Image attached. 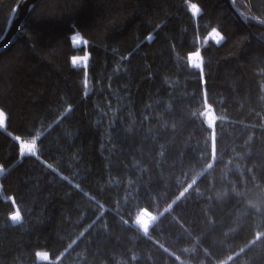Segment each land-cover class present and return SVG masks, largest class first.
Here are the masks:
<instances>
[{"label": "trees", "instance_id": "trees-1", "mask_svg": "<svg viewBox=\"0 0 264 264\" xmlns=\"http://www.w3.org/2000/svg\"><path fill=\"white\" fill-rule=\"evenodd\" d=\"M0 110V264H264V0H39Z\"/></svg>", "mask_w": 264, "mask_h": 264}, {"label": "rangeland", "instance_id": "rangeland-1", "mask_svg": "<svg viewBox=\"0 0 264 264\" xmlns=\"http://www.w3.org/2000/svg\"><path fill=\"white\" fill-rule=\"evenodd\" d=\"M194 13L196 11H193ZM209 40H212L214 42L219 41V37L217 36H213L212 34L209 35ZM72 44L75 48L77 49H81V48H85V42L80 38V36L78 35H74L72 37ZM196 54V53H194ZM193 55V54H192ZM191 56V55H190ZM87 60H88V55H82V56H77L73 59L72 64L77 67V68H86L87 66ZM189 63L191 64V61L189 60ZM195 68V67H194ZM86 84V82H85ZM202 117L203 120L207 123V125L209 127L212 128L213 123L215 122V117L212 115L210 109L208 107H205V109L202 112ZM0 128L3 129L4 128V122L0 123ZM39 137L28 141V142H23V141H19V146H20V150L22 148L23 145L25 144H33V142H35V146L32 149V152L29 153L27 150L24 151V154H28V155H32L34 157H38V148H37V139ZM17 211H15L13 214H15ZM12 214V215H13ZM156 216H151L150 218H147L145 216H143L142 214H139V216L137 217L136 220V226L139 228V230H141L143 233H146L147 229L151 226V224L155 221ZM12 221V220H11ZM13 223L18 222V221H12ZM37 259L39 262H46L47 260L45 259L44 255H38Z\"/></svg>", "mask_w": 264, "mask_h": 264}, {"label": "water", "instance_id": "water-1", "mask_svg": "<svg viewBox=\"0 0 264 264\" xmlns=\"http://www.w3.org/2000/svg\"><path fill=\"white\" fill-rule=\"evenodd\" d=\"M38 1L39 0H18L9 18L5 32L0 38V52L5 50L18 36L23 22ZM141 214L147 218L151 217V214L144 209L141 210Z\"/></svg>", "mask_w": 264, "mask_h": 264}, {"label": "snow or ice", "instance_id": "snow-or-ice-1", "mask_svg": "<svg viewBox=\"0 0 264 264\" xmlns=\"http://www.w3.org/2000/svg\"><path fill=\"white\" fill-rule=\"evenodd\" d=\"M192 10L198 12L199 8L196 4H192ZM212 31L217 37H219V41H222L224 39L223 34L218 29L213 28ZM219 41H216V42L219 43ZM196 55H197V57H200V52L198 51L196 53ZM189 60L191 61V56H189ZM190 66L195 67L197 69H201V71H202V60L200 63L190 64ZM4 116H5L4 112L2 110H0V123L4 122ZM18 139H19V137H18ZM34 146H35V142H33V144H31V145H29V144L23 145L21 150H20V154L23 155L25 150H27L29 153H31ZM10 219L12 221H19L21 219V214L19 212H16L15 214L10 216ZM37 255H41V253H37ZM43 255H44L45 259L47 260L48 259L47 254H43Z\"/></svg>", "mask_w": 264, "mask_h": 264}, {"label": "bare ground", "instance_id": "bare-ground-1", "mask_svg": "<svg viewBox=\"0 0 264 264\" xmlns=\"http://www.w3.org/2000/svg\"><path fill=\"white\" fill-rule=\"evenodd\" d=\"M212 35L216 36L214 33H212ZM194 63H200V59H199V57H197L196 54L191 55V64H194Z\"/></svg>", "mask_w": 264, "mask_h": 264}]
</instances>
